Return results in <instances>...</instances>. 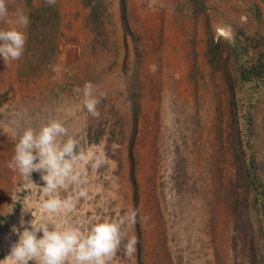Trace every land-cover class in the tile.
<instances>
[{"label":"rangeland","instance_id":"1","mask_svg":"<svg viewBox=\"0 0 264 264\" xmlns=\"http://www.w3.org/2000/svg\"><path fill=\"white\" fill-rule=\"evenodd\" d=\"M7 7L9 18L18 8L29 17L23 55L0 59L8 164L17 133L49 119L105 161L79 165L80 185L59 195H87L57 219L87 230L93 216L134 210L110 264H264V0H7ZM86 81L100 97L99 117L83 107ZM20 178L8 182L0 211L40 215L48 198L41 173ZM12 212L8 234L0 232V264L17 239Z\"/></svg>","mask_w":264,"mask_h":264},{"label":"clouds","instance_id":"2","mask_svg":"<svg viewBox=\"0 0 264 264\" xmlns=\"http://www.w3.org/2000/svg\"><path fill=\"white\" fill-rule=\"evenodd\" d=\"M46 2L54 5L56 0ZM0 19H5L7 25L0 27V59L3 62L17 61L25 50L29 17L18 8L9 18L7 0H0ZM75 91L79 93L81 89ZM82 96L88 114L99 117L100 97L92 82L84 83ZM17 136L13 155L15 167L21 175L29 177L33 171H39L48 198L42 201L43 211L38 216L33 215L28 207L21 208L19 227L13 225L11 228L17 239L4 257L8 264H110L127 237L124 226L134 221V210L119 219L93 216L87 230L66 219H57L62 210L74 206L75 199L87 195L81 189L75 198H61L59 191L67 185L79 186V165L91 160L93 167H99L105 162L102 155L86 153L77 139L68 136L67 128L57 119H49L38 129L24 127ZM12 211L13 208L6 213L0 211V216H7ZM25 214H30L27 221ZM134 244L135 239L128 238L127 254L132 253Z\"/></svg>","mask_w":264,"mask_h":264},{"label":"crops","instance_id":"3","mask_svg":"<svg viewBox=\"0 0 264 264\" xmlns=\"http://www.w3.org/2000/svg\"><path fill=\"white\" fill-rule=\"evenodd\" d=\"M7 133L8 132H6V136H5L4 132H1L0 133V138H6L8 136ZM1 154L5 155V156L2 157V158H0V204L2 202L3 203L4 202L7 203V199H8L7 186H8V184L10 183L11 185H13V183L15 181L17 183L21 181V178H20L21 174L16 169V167L15 168L13 167L14 163L12 162V163H10V165L8 164V161H9V159L7 157L8 156V152H4L2 150V148H0V155ZM3 161H4V163H5L6 166L3 165ZM15 171L18 173V175L16 174ZM11 173H13V175L15 176V180L11 178ZM4 211L6 213L7 212V209L4 210ZM12 213H13L12 214V217H14L15 219L20 218V216H21V212H18V213L17 212H12ZM0 221H2V222H0V232H5L6 234H8L7 231H6L7 230L6 226L8 225V216H0Z\"/></svg>","mask_w":264,"mask_h":264}]
</instances>
